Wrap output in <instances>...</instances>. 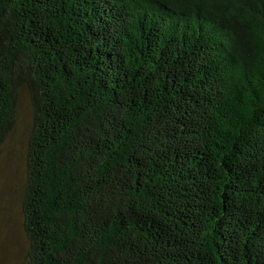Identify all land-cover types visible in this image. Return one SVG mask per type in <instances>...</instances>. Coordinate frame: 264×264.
I'll list each match as a JSON object with an SVG mask.
<instances>
[{
    "label": "trees",
    "instance_id": "obj_1",
    "mask_svg": "<svg viewBox=\"0 0 264 264\" xmlns=\"http://www.w3.org/2000/svg\"><path fill=\"white\" fill-rule=\"evenodd\" d=\"M25 96L23 264H264V0H0Z\"/></svg>",
    "mask_w": 264,
    "mask_h": 264
},
{
    "label": "rangeland",
    "instance_id": "obj_2",
    "mask_svg": "<svg viewBox=\"0 0 264 264\" xmlns=\"http://www.w3.org/2000/svg\"><path fill=\"white\" fill-rule=\"evenodd\" d=\"M19 118L0 153V264H23L28 243L23 228L20 188L32 123L29 98L22 97Z\"/></svg>",
    "mask_w": 264,
    "mask_h": 264
}]
</instances>
